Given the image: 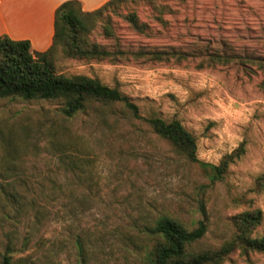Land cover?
Masks as SVG:
<instances>
[{"label":"rangeland","instance_id":"obj_1","mask_svg":"<svg viewBox=\"0 0 264 264\" xmlns=\"http://www.w3.org/2000/svg\"><path fill=\"white\" fill-rule=\"evenodd\" d=\"M130 11L148 24L143 35L124 18ZM109 12L127 41L189 44L192 58L112 63L58 54V71L118 87L142 115L181 120L202 161L217 165L241 149L212 184L146 123L117 121L100 104L66 118L57 101L0 98V219L11 213L17 224L15 264H80L79 239L84 264H144L139 230L162 213L189 228L205 221L196 250L230 240L235 214L264 215V71L201 68L192 44L205 38L202 46L219 48L214 34L264 55V0H122ZM91 37L109 41L100 30ZM253 235L264 236V220ZM222 264H264V252L237 250Z\"/></svg>","mask_w":264,"mask_h":264},{"label":"trees","instance_id":"obj_2","mask_svg":"<svg viewBox=\"0 0 264 264\" xmlns=\"http://www.w3.org/2000/svg\"><path fill=\"white\" fill-rule=\"evenodd\" d=\"M122 0H109L101 7L86 11L79 0L63 2L55 13L53 43L46 51H35L28 39L15 40L0 35V98L57 101L66 118H73L87 107L100 104L108 108L115 120L127 119L146 123L158 136L168 141L187 160L196 164L208 175L212 184L223 180L235 153L225 155L219 164H212L197 156V139L179 119L166 120L161 116H145L139 105L122 93L118 87L104 84L99 78L86 74H65L58 71V54L66 59L110 61L122 63L131 59L146 61L191 59L189 44H150L127 41L112 23L109 10ZM130 27L146 33L148 24L140 21L136 11L124 15ZM100 30L108 42L92 39L91 34ZM210 36L220 47L202 46L205 38L193 42L194 50L200 52V67L231 65L249 72L264 71V55L250 49L238 51L226 38ZM212 36V37H211ZM211 42H209L210 44ZM260 86L264 88V79ZM204 206L200 208L204 211ZM18 211L16 208L13 210ZM13 213V214H14ZM0 219V264H15L17 224L11 213L4 212ZM261 209H247L233 216L236 228L234 236L215 248L194 249L206 235L207 225L200 220L189 228L170 213H162L139 231L142 234L144 264H222L235 251L248 256L264 252V236H254V231L263 224ZM8 226V228H6ZM6 229V230H4ZM4 230V231H3ZM24 243L27 240L24 239ZM79 263L84 264V245L77 240ZM144 248H147L144 250Z\"/></svg>","mask_w":264,"mask_h":264},{"label":"crops","instance_id":"obj_3","mask_svg":"<svg viewBox=\"0 0 264 264\" xmlns=\"http://www.w3.org/2000/svg\"><path fill=\"white\" fill-rule=\"evenodd\" d=\"M67 0H0V35L28 39L35 51H46L53 43L55 13ZM86 11L109 0H79Z\"/></svg>","mask_w":264,"mask_h":264}]
</instances>
